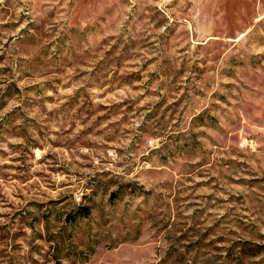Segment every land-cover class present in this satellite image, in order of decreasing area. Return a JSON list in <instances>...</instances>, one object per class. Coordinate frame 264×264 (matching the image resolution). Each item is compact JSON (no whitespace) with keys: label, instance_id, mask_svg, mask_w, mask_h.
<instances>
[{"label":"rangeland","instance_id":"374dc122","mask_svg":"<svg viewBox=\"0 0 264 264\" xmlns=\"http://www.w3.org/2000/svg\"><path fill=\"white\" fill-rule=\"evenodd\" d=\"M0 264H264V0H0Z\"/></svg>","mask_w":264,"mask_h":264},{"label":"trees","instance_id":"16d2710c","mask_svg":"<svg viewBox=\"0 0 264 264\" xmlns=\"http://www.w3.org/2000/svg\"><path fill=\"white\" fill-rule=\"evenodd\" d=\"M88 214V213H87Z\"/></svg>","mask_w":264,"mask_h":264}]
</instances>
